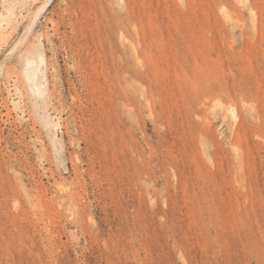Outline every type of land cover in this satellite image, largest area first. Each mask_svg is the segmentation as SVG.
Returning a JSON list of instances; mask_svg holds the SVG:
<instances>
[{"label":"rangeland","instance_id":"1","mask_svg":"<svg viewBox=\"0 0 264 264\" xmlns=\"http://www.w3.org/2000/svg\"><path fill=\"white\" fill-rule=\"evenodd\" d=\"M46 1L0 0V264H264V0Z\"/></svg>","mask_w":264,"mask_h":264},{"label":"bare ground","instance_id":"2","mask_svg":"<svg viewBox=\"0 0 264 264\" xmlns=\"http://www.w3.org/2000/svg\"><path fill=\"white\" fill-rule=\"evenodd\" d=\"M48 0L39 8V10L37 11V13L35 14L33 20H32V25L37 21L38 17L41 15V13L45 10V8L48 5ZM30 25V27L32 26ZM234 108V107H233ZM233 112V111H232ZM234 113V112H233ZM235 114V113H234Z\"/></svg>","mask_w":264,"mask_h":264}]
</instances>
